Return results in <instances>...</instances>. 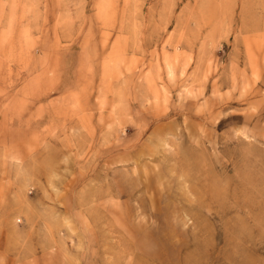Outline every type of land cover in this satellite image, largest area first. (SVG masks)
Returning <instances> with one entry per match:
<instances>
[{"label": "rangeland", "instance_id": "1", "mask_svg": "<svg viewBox=\"0 0 264 264\" xmlns=\"http://www.w3.org/2000/svg\"><path fill=\"white\" fill-rule=\"evenodd\" d=\"M0 264H264V0H0Z\"/></svg>", "mask_w": 264, "mask_h": 264}]
</instances>
